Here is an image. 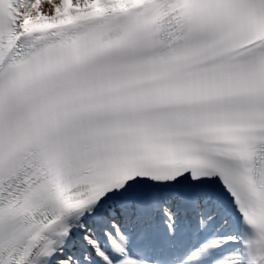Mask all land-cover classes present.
<instances>
[{
	"label": "snow or ice",
	"instance_id": "1",
	"mask_svg": "<svg viewBox=\"0 0 264 264\" xmlns=\"http://www.w3.org/2000/svg\"><path fill=\"white\" fill-rule=\"evenodd\" d=\"M0 264H264V0H0Z\"/></svg>",
	"mask_w": 264,
	"mask_h": 264
}]
</instances>
